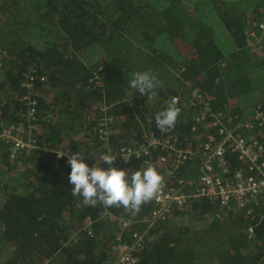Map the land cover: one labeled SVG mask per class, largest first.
<instances>
[{
	"label": "trees",
	"instance_id": "trees-1",
	"mask_svg": "<svg viewBox=\"0 0 264 264\" xmlns=\"http://www.w3.org/2000/svg\"><path fill=\"white\" fill-rule=\"evenodd\" d=\"M213 17L231 37L227 52L206 22ZM263 23L264 0H0V264H115L113 246L134 244L136 234L143 240L130 264H264V198L229 210L193 198L151 225V202L136 214L85 206L72 195L67 162L80 151L91 167L103 152L162 134L155 114L195 87L226 114L228 127L251 120L264 106V53L253 51L250 34L264 41ZM143 71L157 75L146 96L130 87ZM28 74L36 77L29 89ZM104 81L120 82L116 95ZM27 93L36 100L35 123ZM102 105L112 117L106 141ZM179 108L175 131L196 153L181 172L197 181V110ZM255 135L264 141V132ZM17 136L35 148L16 150ZM142 163L131 161L129 177ZM230 164L245 166L231 156Z\"/></svg>",
	"mask_w": 264,
	"mask_h": 264
},
{
	"label": "built area",
	"instance_id": "built-area-1",
	"mask_svg": "<svg viewBox=\"0 0 264 264\" xmlns=\"http://www.w3.org/2000/svg\"><path fill=\"white\" fill-rule=\"evenodd\" d=\"M262 25L264 23L261 27ZM250 35L257 38L253 50L264 51V41L259 39L255 32H251ZM35 79L32 74L26 75L23 86L29 89ZM190 92L189 104L199 110L194 116L192 131L203 134V164L197 187L192 180L181 176L182 169L195 157V150L192 144L182 145L173 128L160 135L146 134L133 145L122 146L101 154L115 155L113 166L117 169L126 170L131 161L143 159L141 169L151 164L158 172L165 174L161 189L150 201L153 204L149 216L151 225L164 222L173 210L184 208L193 198L215 201L223 210H229L233 205L245 209L250 203L264 198V141L257 135L253 136L257 130L264 132L262 106L256 108L251 120L230 129L225 125V114L212 109L210 101L200 88H193ZM175 97L178 98L177 106H181V95ZM23 99L29 107V119L35 123L36 100L29 93ZM96 108L104 115L99 136L102 141H106L112 133L110 129L112 117L107 115L109 107L102 105ZM34 128L35 124H32L30 129ZM26 146L34 149L35 141L28 142L17 136L14 148L20 150ZM155 153H159V157H154ZM58 156L62 157L63 153H58ZM230 156L243 162L245 166L233 171ZM101 164L102 168L107 169L108 165L105 162L101 161ZM193 186L196 187L194 190ZM248 232L251 238L253 228ZM142 240L143 235L136 234L134 244L121 242L115 244L113 251L119 255L115 264H130Z\"/></svg>",
	"mask_w": 264,
	"mask_h": 264
},
{
	"label": "clouds",
	"instance_id": "clouds-1",
	"mask_svg": "<svg viewBox=\"0 0 264 264\" xmlns=\"http://www.w3.org/2000/svg\"><path fill=\"white\" fill-rule=\"evenodd\" d=\"M262 27H264V25H262ZM254 52L258 54L264 53V51ZM156 81L157 75L150 71L137 72L130 81V87L138 91L141 95L146 96L147 93L153 91ZM179 95L182 97L181 106H177L178 98L174 96L163 111L155 114V124L157 129L161 132H166L170 128L175 130L174 126L181 112L179 107H182L184 104L191 107L189 104L191 92L188 95L182 90L176 96ZM259 106H262L264 109L263 104ZM198 112L199 110L193 115V119ZM193 122L194 121H192V124ZM224 122L228 127L226 114ZM230 124H232L231 118ZM235 127L228 128L231 129ZM197 134L203 137L202 133ZM115 160V155L104 154L100 156L99 163L96 162L90 167L84 162L80 151L69 156L67 162L71 167V172L68 176V183L73 186L71 189L72 195L82 197L85 206L95 207L99 202L108 207L122 206L124 209L134 214L139 213L141 206L150 202L159 192L163 185L164 177L158 172L156 167L151 164L141 170L132 172L129 177V172L123 169H117L113 166ZM101 161L108 165L107 169L100 167ZM181 176L188 180H192L196 187L199 185L200 176L197 181L184 176L183 172H181ZM196 187L193 186L192 189L194 190Z\"/></svg>",
	"mask_w": 264,
	"mask_h": 264
},
{
	"label": "rangeland",
	"instance_id": "rangeland-1",
	"mask_svg": "<svg viewBox=\"0 0 264 264\" xmlns=\"http://www.w3.org/2000/svg\"><path fill=\"white\" fill-rule=\"evenodd\" d=\"M210 11V9H207V13ZM213 11H211L212 15ZM206 22H208V25L213 29V32L215 33V37L219 40L220 45L223 47V49L227 52L233 47L231 37L229 33L226 31L225 27L221 24V21L217 17H213L208 19ZM105 83V84H104ZM103 87L107 89L111 95H116L118 91V87L120 86V82L117 84H113L111 81L107 82L104 81ZM232 120V119H231Z\"/></svg>",
	"mask_w": 264,
	"mask_h": 264
}]
</instances>
